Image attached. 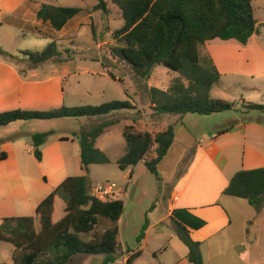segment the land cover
<instances>
[{
  "label": "crops",
  "instance_id": "0c3cea01",
  "mask_svg": "<svg viewBox=\"0 0 264 264\" xmlns=\"http://www.w3.org/2000/svg\"><path fill=\"white\" fill-rule=\"evenodd\" d=\"M251 1L258 28L264 25V0ZM42 4L46 3L22 0L19 5L0 6V28H11L13 41H20L21 37L28 35L41 40H54L56 43L69 39L71 25L79 19L81 12L61 31L52 32L48 24L37 19ZM94 16V12L88 14L90 19ZM255 35L257 31L246 46L233 40L205 43L204 54L211 58L221 75L219 84L212 89L211 99L227 102L225 95L229 87L222 84L224 73L253 76L248 66L256 57L264 56L254 41ZM72 61V58L65 62L53 60V70L48 71L39 68L40 65L30 66L28 63V68L19 71L12 59L0 56V113L18 109L43 111L65 106L67 96L64 84L70 85V78L77 74L66 70L62 72L61 66L73 63ZM56 67H60V70H56ZM104 70L109 72L108 68L104 67ZM108 76L111 77L109 73ZM117 79L120 82L121 79ZM150 80L151 77L147 81V90L153 88ZM168 86L160 90L165 91ZM239 88L244 90V93L240 91V99L237 101L241 104L247 102L245 98L249 99L247 90L251 87L240 83ZM70 89L71 93L78 91ZM262 92L263 96L264 91ZM135 107L148 123L150 133L161 132L172 125L175 138L167 155L157 166L161 184L160 189L157 185L151 197L152 208L145 211L144 219L147 218L148 227L144 239L139 246L136 244L142 224L133 232L136 234L135 245L123 248L118 242L121 237L118 227L117 243L121 251L124 254L127 251L128 256L140 252V256L132 264H191L188 261V248L176 233L175 224L178 223L189 231L193 241L200 243L204 264H264V206L257 212L246 200L223 195L224 189L237 172L264 167V123H260L263 119L243 115L244 117L233 120V125L228 128L219 130L220 126H216L213 132L200 134L204 138L202 140L195 131L198 122L189 120V115L160 116L151 120L149 100L145 108L140 110ZM111 115L105 117V121L111 120ZM57 121H38L44 123L41 132L32 126H29L30 130H21L25 125H31V121L16 122L0 128V156L4 155V159H0V220L33 217L35 223L36 208L48 195L66 178L83 176L82 168L77 163L74 175L70 173L72 157L68 151L76 146L77 140L75 135H57ZM116 121V124L105 131V136L119 123ZM135 125L141 126L137 122ZM225 130L227 131L222 133ZM47 132L50 134L39 148L41 161H37L33 156L34 148L31 149L23 141L25 137ZM99 150L106 155L110 164L116 165V161L125 153V145L119 147L114 158L109 157V149ZM78 157L80 160V146L76 158ZM120 172L125 173L120 185L124 186L126 178L132 179L134 169L128 168ZM127 197L128 191L127 196H123L121 200L123 213L117 225L122 222ZM13 253L14 248L11 258L5 264L9 261L13 264ZM126 256L123 255L125 260L128 258ZM124 259L118 260V263L125 264ZM115 262L113 264L117 263Z\"/></svg>",
  "mask_w": 264,
  "mask_h": 264
},
{
  "label": "trees",
  "instance_id": "16d2710c",
  "mask_svg": "<svg viewBox=\"0 0 264 264\" xmlns=\"http://www.w3.org/2000/svg\"><path fill=\"white\" fill-rule=\"evenodd\" d=\"M111 3L120 10L123 19V26L112 32L116 45L113 53L144 81H149L157 67H164L178 75L165 91L157 88L147 90L151 120L160 116H210L227 111L243 115L264 113L262 105L250 102L239 105L211 99L212 89L219 84L221 75L203 51L205 43L213 40H233L241 46L248 44L257 31L251 0H111ZM93 11L107 13L106 0H97ZM80 12L81 9L76 7L42 4L37 19L48 24L52 32H59ZM92 33L95 34V31ZM58 48L59 45L52 42L40 52L26 51L21 55L30 66L71 59L70 56L63 59ZM3 55L0 50V56ZM124 110L137 108L129 101H112L99 106H62L43 111L18 109L0 113V128L16 122L105 118ZM116 123V120L104 121L75 134L80 146L82 169L110 164L106 155L95 148V142ZM135 124L134 119L133 125L123 129L125 153L116 165L123 172L142 162L154 175L160 189L161 177L157 166L173 144L174 127L170 125L161 132L150 133L139 131ZM49 134L31 136L33 156L37 161H41L39 148ZM0 159H4V155ZM89 190L90 181L87 185L84 176L66 178L36 208L38 232L34 229L33 217L0 220V243L13 246V264H67L76 256H103L101 264H113L120 248L117 224L123 213V202H101L93 198ZM223 195L246 200L257 212L260 211L264 206V167L237 172ZM58 197H62L65 203L64 214L54 222ZM99 217L110 221L112 226L95 234L89 241H82L81 235L91 234ZM175 226L178 237L188 248V261L204 264L200 243L192 240L184 226L178 223ZM147 227L145 217L136 237L138 246ZM139 256L140 252L130 254L125 264H132Z\"/></svg>",
  "mask_w": 264,
  "mask_h": 264
},
{
  "label": "rangeland",
  "instance_id": "374dc122",
  "mask_svg": "<svg viewBox=\"0 0 264 264\" xmlns=\"http://www.w3.org/2000/svg\"><path fill=\"white\" fill-rule=\"evenodd\" d=\"M34 2L81 9L79 19L74 25H71L72 31L69 32V39L59 40L57 42L61 46L58 48L59 52L63 56H70L73 59V63H62L63 66L61 64L58 66H61L62 72L66 70L70 71V73L77 74V76L70 78V85L64 84L67 96V104L65 107L99 106L112 101H129L140 110L146 107L148 103L147 81L138 78L132 68L113 53V48L116 45L112 39V32L123 26V19L120 10L111 3V0H106L107 13L93 11L97 0H34ZM6 4L19 5L22 4V0H0V6ZM93 12L96 16L90 19L88 14ZM93 31H95V34L92 33ZM12 32V29L7 26L0 28V50L4 53L3 57H7L8 59L12 58V63L19 68V71L29 67V62L22 57L21 52H40L46 45L54 41L41 40L29 35L25 38L21 37L20 41H13L11 40ZM254 41L259 45L264 54V25L257 28V35H255ZM54 64L55 62L53 61L43 63L40 64L39 68L47 71L49 69L53 70L52 66ZM104 67L105 69L108 68L109 72L108 70H104ZM248 68L249 72H252V77L231 74L230 72L223 74L222 84L229 87L225 95L227 102L237 103L240 99L239 93L241 91L239 84L243 83L247 87H251V89L247 90V97L249 99L245 98V100L264 106V98L262 96V91H264V56L263 58L256 57ZM58 69L60 70V67H56V70ZM108 73L111 77L108 76ZM117 77L121 79L120 82ZM175 77H177V74L164 67H157L153 70L150 81L153 88L163 89ZM70 88H75L78 91L71 93ZM241 92L244 93V90ZM138 112L139 110L137 109L124 110L112 114L110 119L118 120L119 123L106 136L104 134L98 139L97 148L104 151L105 148L109 149V157L114 158L119 147L125 145L122 137L123 128L133 125L134 119L141 125L137 127L139 131L149 132L148 125L144 124L146 123L145 118L141 114L138 115ZM248 115L244 116L247 118L263 119L260 120V123H264V113L252 112ZM244 116L240 112L227 111L210 116L189 115L187 118L193 120V123L195 121L198 122L199 128L197 127L195 131L200 135L208 131L213 132L216 126H220L219 130L224 127L228 128L233 125V120L240 119ZM104 121L105 118L58 120L55 123L56 130L58 131L56 134L71 137L72 135L78 134L81 130H89ZM30 124L25 125V128L22 127L21 130H30L28 129L30 128L29 126H32L39 132L43 131L42 126H44V123L31 121ZM74 138L76 139L75 136ZM198 138L204 140L201 135ZM76 142V146L73 149L69 148L70 151H68L72 157L70 161L71 175H74L75 163H77V166H81L79 157L78 159L76 158L79 148L78 140ZM23 143L27 144L31 149L33 148L31 137H25ZM133 169L134 174L129 186L128 197L124 202L125 210L123 219L118 225L121 232V237L118 238V242L119 244L121 243L123 248H132L135 245L134 235L136 234H133V232L137 231L136 229H139L143 224L145 211L153 204L151 197L157 187L156 178L147 171L142 162L133 167ZM81 173L85 178H89L90 186L104 184L105 182L121 185L122 178L125 174L121 173L115 164L91 165L82 169ZM64 205L63 198L58 197L55 203L54 222L63 216ZM111 226L112 223L110 221L99 217L94 231L88 235H81V239L87 242L95 234L104 232ZM34 229L36 232L39 231V222L37 219L34 223ZM12 249V245L0 243V264H5L7 259L11 258ZM123 255L129 257L127 251L124 254L121 248H118L116 264H119L118 260L124 259ZM103 258V256H76L67 264H101Z\"/></svg>",
  "mask_w": 264,
  "mask_h": 264
},
{
  "label": "built area",
  "instance_id": "2783aa9c",
  "mask_svg": "<svg viewBox=\"0 0 264 264\" xmlns=\"http://www.w3.org/2000/svg\"><path fill=\"white\" fill-rule=\"evenodd\" d=\"M145 125H148V123H145ZM130 183V178H126L124 186H120L117 183L111 182H105L104 184L90 186L89 194L93 198L101 202H113L116 200H123L122 197L127 196V191L129 189Z\"/></svg>",
  "mask_w": 264,
  "mask_h": 264
},
{
  "label": "water",
  "instance_id": "95a60500",
  "mask_svg": "<svg viewBox=\"0 0 264 264\" xmlns=\"http://www.w3.org/2000/svg\"><path fill=\"white\" fill-rule=\"evenodd\" d=\"M85 181H86V184L88 185L89 184V178H85Z\"/></svg>",
  "mask_w": 264,
  "mask_h": 264
}]
</instances>
